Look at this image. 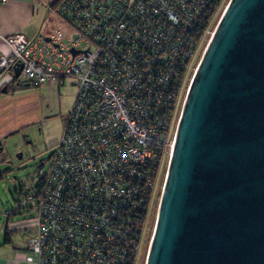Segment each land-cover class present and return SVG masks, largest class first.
<instances>
[{
  "label": "built area",
  "instance_id": "1",
  "mask_svg": "<svg viewBox=\"0 0 264 264\" xmlns=\"http://www.w3.org/2000/svg\"><path fill=\"white\" fill-rule=\"evenodd\" d=\"M225 1L58 0L68 34L4 38L2 86L20 64L25 86L77 89L47 172L5 211L35 214L27 264H140L188 80Z\"/></svg>",
  "mask_w": 264,
  "mask_h": 264
},
{
  "label": "water",
  "instance_id": "2",
  "mask_svg": "<svg viewBox=\"0 0 264 264\" xmlns=\"http://www.w3.org/2000/svg\"><path fill=\"white\" fill-rule=\"evenodd\" d=\"M212 36L182 107L146 264H264V0H231Z\"/></svg>",
  "mask_w": 264,
  "mask_h": 264
},
{
  "label": "rangeland",
  "instance_id": "3",
  "mask_svg": "<svg viewBox=\"0 0 264 264\" xmlns=\"http://www.w3.org/2000/svg\"><path fill=\"white\" fill-rule=\"evenodd\" d=\"M230 1L231 0H226L224 2L213 22L210 33L206 35L207 37L202 46V51L198 55L196 59L197 61L191 71L192 73L188 80L189 86L191 79L195 74V70L201 62L206 46L213 37L212 34L218 26V22L222 18L224 10ZM55 16L52 14L48 17L45 30L49 25L51 27L55 22L56 26L54 29L57 27V29H62L61 31L68 34L70 32L69 27L61 26V21ZM53 26L54 25H52V30L47 31V34L54 33L55 30L53 29ZM18 81L23 86L20 87L23 89L21 101L23 106L22 115H24L30 122L27 125L26 134H28V139L25 141L24 146L18 147V150L7 149L8 151L4 155L7 160L0 161V235L3 238L4 234L2 231L7 233L10 219L18 223H33L35 220L33 216L35 215L34 213L30 214L22 212L21 214H16L8 218L5 216V211L14 208L20 195L37 185L39 179H41L47 172L48 158L52 153L53 146L58 143L62 137L61 134L64 128V121L68 115L69 109L73 105V100L75 98H73V93H75L76 90L74 81L71 79H66L62 84L57 81H52L51 83L40 85L37 88L31 86L24 87V83L27 81L23 79V76H19ZM4 156L2 153L0 154V158ZM168 169V162L164 160L162 181L153 201L154 204L150 212V218L148 219V226H150L148 235L149 246L156 227L157 213ZM25 233H22L21 235L17 234L16 242L19 246L24 244L23 242L25 241L26 235L29 237L32 234L31 231ZM148 244L146 246L144 245L142 248L143 251L140 254V264L147 263Z\"/></svg>",
  "mask_w": 264,
  "mask_h": 264
},
{
  "label": "crops",
  "instance_id": "4",
  "mask_svg": "<svg viewBox=\"0 0 264 264\" xmlns=\"http://www.w3.org/2000/svg\"><path fill=\"white\" fill-rule=\"evenodd\" d=\"M55 1L0 0V58L11 52L9 45L4 40L5 37L22 34L29 40H33L38 36L49 37L55 32L61 31L62 29L59 30L57 27L54 29L56 26L54 22L52 24L54 25V33L47 34V31L52 30V25L51 27L49 25L46 30L45 25L48 22V17L52 14L56 15L55 17L61 21V26H67L56 11ZM74 85L76 89L75 81ZM27 86L24 85V87ZM4 87L7 88L6 92H2ZM20 87L23 86L18 80L12 85L4 84L2 86L0 83V154L2 153L3 156L7 153V149L14 150L24 146L25 141L28 139L26 129L30 121L22 115L23 89ZM76 91L77 89L73 93V98ZM5 160H7L5 156L0 158V161ZM9 221L7 233L2 231L4 238L0 235V264H27L25 261V247L28 237L26 235L22 246L17 244L16 237L17 234L21 235L22 233L30 232L24 230V228L32 223H18L12 219ZM8 233L9 235L7 236Z\"/></svg>",
  "mask_w": 264,
  "mask_h": 264
},
{
  "label": "trees",
  "instance_id": "5",
  "mask_svg": "<svg viewBox=\"0 0 264 264\" xmlns=\"http://www.w3.org/2000/svg\"><path fill=\"white\" fill-rule=\"evenodd\" d=\"M57 1H58V0H56V1L54 2V5L57 3ZM8 235H9V233L7 234V236H8ZM7 236H6V237H7ZM7 238H8V237H7Z\"/></svg>",
  "mask_w": 264,
  "mask_h": 264
}]
</instances>
